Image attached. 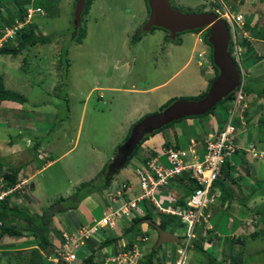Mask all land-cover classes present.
Returning a JSON list of instances; mask_svg holds the SVG:
<instances>
[{
  "label": "rangeland",
  "instance_id": "1",
  "mask_svg": "<svg viewBox=\"0 0 264 264\" xmlns=\"http://www.w3.org/2000/svg\"><path fill=\"white\" fill-rule=\"evenodd\" d=\"M12 2V0H0V14L6 15L5 13L8 12L10 15L14 10ZM36 2L40 3L46 16L36 15L32 19L34 32L37 35H53L52 41L45 45L37 44L16 56L0 55V75L5 77L7 88L16 87L18 92L28 99L29 103L26 104L28 112L24 114L26 119L31 121L32 127L36 128L38 136L39 132L45 133L46 136L39 139L46 141L53 132H56L52 135L51 142H55L58 148L54 150V154L47 157V161L57 160L40 171L47 161L36 158L35 162L39 166L36 167V172L33 170L31 183L34 187L29 188L35 197L44 201L45 207L41 209L37 206L31 207L22 198L14 201L13 197L11 200L13 202L11 205L18 204L22 209L30 211L32 216L40 214L59 198L78 197L77 190L82 183L93 181L94 186L101 184L97 165L100 157L110 152V145L113 144V141L109 142L110 140L120 138L119 145L123 143L122 129L125 131L126 127L120 129L119 126H125L127 123L134 125L141 117L158 113L178 99L196 97L206 89H203L199 78L203 68L198 66L199 60L194 55L200 51L195 47V39L201 34L206 35V32H184L178 36V41L164 44L163 34L168 41L165 31L160 29L147 33L142 31L149 15L145 10L144 0H94L89 13L81 17L80 26L86 29V36L81 43L73 41L77 36L76 32L73 37L74 31H72L75 0H35ZM169 2L183 13L213 12V9L221 4L229 13L239 12L250 24H259L258 27L248 29V36L251 39L248 43L251 42L255 48L252 46L253 52H247L245 46L241 45L243 53L239 64L243 73L241 78L246 99L248 97L254 100L262 99L264 102V93L257 97L259 91L264 90L262 46L264 45V0H169ZM237 37L240 42L243 41L240 30L237 31ZM138 38H140L139 42L132 43ZM208 54L212 55V52L208 51ZM223 101L218 103L209 114L198 117L200 129L204 132L202 135L193 124L189 123L192 122L191 120L187 121L186 125L184 121L186 118L174 122L161 131H155L153 135H158L159 132L163 135L168 132L173 138H169L167 142L176 139L179 148H185V143L193 137L204 147L206 129L214 131L227 121L231 103ZM258 102L260 104L257 109H260L263 102L257 100L256 103ZM252 104H254L253 100ZM262 109L264 110V105ZM11 115L9 117L12 119L10 121L12 125L15 114ZM64 132L66 139L55 140ZM153 135H147L139 143L134 156L144 148L152 146L150 139ZM21 144L25 146L24 141ZM255 146L264 150V132L255 141ZM94 147L96 149L91 150ZM112 155L114 156V151L108 156ZM109 163L107 162V166ZM32 164L34 166V163ZM119 173L124 175L123 178L135 183L134 173L128 163ZM190 183L188 179L177 180L174 187L183 191ZM214 185H217V181ZM259 185L264 186V183ZM110 186L116 189V186L111 184L108 189L89 190L87 187L85 193L91 192L92 200L94 203L97 202V205L88 201L91 210L85 213L82 203H86L87 196L81 201H76L74 197L75 207L70 212L75 215L77 213L76 219H81L84 225L92 217L100 220L105 209L102 197L110 199L112 195L109 193H115V190H110ZM235 187L238 190L237 184ZM165 190L163 191L166 192ZM259 191H263L262 195L257 194L253 197L248 207V210H253V214L246 216L249 219L251 216L256 217L248 221L250 225L255 222L258 224L253 225L254 230L249 229L247 233H243L246 234V242L240 249L243 251L241 260L239 259L240 263H245L248 258V261L254 259L252 264H264V237L260 238L261 235L249 237V234L264 231V197H262L264 189ZM57 205L60 206L59 210L67 207L65 202ZM142 206L149 211L152 210V207L145 202ZM67 212L69 211L59 213L68 226H73L75 216L69 219L65 215ZM161 215L157 214L156 219L179 238V243L187 239L186 225L183 222L174 217ZM220 215L213 224L217 223ZM23 222L19 224L23 225ZM141 224L136 225L131 235L146 236L147 244L157 240L153 227L142 224L144 230L137 229ZM57 226L61 227L59 221L55 226L52 224L51 228ZM51 231V239L57 238L59 241L60 229ZM196 241L197 237L190 241L192 247L188 248L189 251L193 250ZM138 244L145 247L141 242ZM171 244L161 245L155 250L156 253L171 258L173 252ZM201 245L204 251L209 247L207 242ZM209 250L213 249L209 247L206 251ZM29 251L30 249H23L2 253L0 264H23L29 257ZM234 252L235 250L232 253ZM249 252L250 255L247 256ZM77 258L82 259V253L78 252Z\"/></svg>",
  "mask_w": 264,
  "mask_h": 264
},
{
  "label": "crops",
  "instance_id": "2",
  "mask_svg": "<svg viewBox=\"0 0 264 264\" xmlns=\"http://www.w3.org/2000/svg\"><path fill=\"white\" fill-rule=\"evenodd\" d=\"M254 25L256 24L254 23L253 26ZM256 26L258 27L259 24H257ZM162 38H163L164 44H169V41L165 40L166 37L164 36V34L162 35ZM255 40H258V39L255 38ZM173 45H176V44H173ZM253 47L255 48L254 45ZM202 68H203V71L199 73V78L202 81L203 89H205L208 85V81H210L215 75V71L212 65L208 63V56H205L204 66ZM3 79L5 82L6 80L5 77H3ZM5 84L7 87L6 82ZM11 90L18 92V89L16 87L11 88ZM259 100L263 102L262 99H259ZM28 103H29L28 99L23 104H18V103L11 102V101H1L0 102V174L17 171V184H20L22 181H24V184L21 186L20 190H18L17 193L13 196L14 201L19 198H22L24 202L30 205L31 207L37 206V207H40L38 209H41L45 207L44 201L42 199H38L37 197H35L29 190L30 187H34V185L31 183V179L34 176L33 170L36 172L37 170L36 167H38L39 165L37 164V162H35L36 153L34 151V148L33 146H30L31 144L29 143L30 144L29 145L27 141H31L32 143H37L39 137H44L46 135L43 132H39L38 133L39 136H38L36 128L32 127L31 121L26 119L24 112L25 113L28 112V109L26 108V104ZM263 105H264V102H263ZM253 106L254 105L251 104L248 110V116L250 117V119H253L257 115H260V110H257V109L253 110L252 109ZM13 113L15 114V116L13 117L15 120H13L12 125H11L10 121L12 119L9 116H12L11 114ZM189 120H191L192 122H190ZM184 121L186 125L188 124L187 121H189L190 124H193V126L200 133V135L204 133L200 129L201 124L199 123L198 118H186ZM132 125L133 124L128 125L127 123L125 126H119L120 129L126 127L125 131L124 129H122L124 132V136H123L124 139L127 136L128 131ZM208 132H211V131L206 129V134ZM55 133L56 132H53L48 137V139H46V141H39L40 148H41L40 150L44 152L47 155V157H50V155L54 154V150L58 148L55 142L53 141L51 142V137ZM238 136H239L237 139L238 144L242 147H246L247 144L250 142H253V144H255V141L259 139L261 134L258 131V125H256L255 123H251L247 127L246 133H241ZM169 138H173V137H171V134H169L168 132L167 134H163V135L160 132L158 135L154 134L153 137L150 139V143L152 146L150 148H144L143 151L139 152L136 158L130 162V170L134 173L135 183L131 182L130 180L126 178H123L124 175L122 173H119L118 171L117 174L113 177V179L116 178V180L112 179L113 181L111 183V185L116 186V189L110 186V190H115V193L114 194L109 193V195H112V196L115 195L117 192H119L121 185L125 183H129L133 186L131 193L125 195L126 198L130 199L133 196L138 195L140 193V189L137 185L134 163L145 162L146 157L148 156L149 152L153 154L157 153L158 151L164 148L165 144H168L169 147L178 148V143L176 139L172 142H167ZM63 139H66L65 132L63 133V135H61V137H57L55 140L62 141ZM23 141L25 142L24 147L21 144V142ZM112 141H113V144L110 145L109 151L110 152L114 151V154H115L116 149L119 146L120 138H117L115 140H110L109 142L111 143ZM94 149L96 148L95 147L91 148V150H94ZM203 150H204L203 146L199 144L198 146L199 153L202 154ZM110 152L100 157L99 164L97 165V170H98L97 174H99L101 170L107 165V162H110L111 158H113V155L108 156ZM56 160L57 159L47 161L46 165H44L40 169V171H43L44 169L49 167ZM229 160H230V164L232 165L231 176L232 177L237 176V178H232V179H234L235 181L237 180V186H238V190L236 189L235 185L230 186L229 192L231 191L230 194L234 198L237 197L239 199L236 198L235 200H232L229 205H227L222 202L221 196H220L219 198L216 199L214 204L210 205V206H213V208H210L209 206L207 211L212 216L211 219H213L211 222L212 229L207 232V230L204 227L202 226L198 227L195 233V237H197V241L193 245V250H190L188 253L187 264H211L212 260H214L213 264H247V263L252 264L254 262V259H249L248 261V258H246L245 263L244 262L240 263L241 261L238 262L237 261L238 259L236 260L235 258L236 256L240 254L238 252L242 250H240L241 248L238 244H231L230 240L240 238L238 236L244 235L243 233L244 232L247 233L249 229L252 230L251 228L247 227V222L249 221V218L246 216L251 215L252 213L251 211L248 210V207H249L250 202L253 201L252 200L253 197L257 196V194L262 195L263 191L260 192L259 190L264 189V186L259 185V184L264 183V161H263L264 159L253 160L243 149H241L240 151H237V153H235L233 156H231ZM32 163H34V166ZM123 179H126V180H123ZM184 179L189 180V178H186V177L177 178L175 180H172L169 184L170 187L168 186L169 188L167 187L168 189L165 190L166 193H169L173 199H176V201H179V200L184 201V199L191 193L190 188L193 186L192 182L183 191L177 190L176 187H174V183L177 180L182 181ZM254 186L256 187V189L253 188ZM245 187L246 189H244ZM252 188H253V191H251ZM214 189L219 190L218 188H214ZM13 197L10 198V201L13 199ZM86 199H87L86 203L84 202L82 203L83 211L85 213L91 210L90 209L91 204L88 203V201H90L93 205H97V202L94 203V201L92 200L93 198L91 197V195L87 196ZM243 199H248V200H247L246 205L241 206V204H239L240 203L239 200H243ZM102 201H103L105 208L111 204L108 197L107 198L102 197ZM11 203L13 202L11 201ZM236 203L239 205H237ZM15 205H18V204H15ZM111 205L117 206V204H111ZM26 208L32 209L28 207ZM241 209L246 210V211H240ZM67 211L69 212H67L65 215H67L69 219L75 216L74 221H73V224H74L73 226H68L64 222L62 218L63 216L61 215V213L56 214L55 217H53L52 219V224L54 226L59 221V224L61 227H58V226L54 227L52 231H55L56 229H60L61 238L64 232L77 233L78 229H80L83 226H88L94 220H96L95 218L92 217L88 221V223L84 225L81 219H78V220L76 219L77 213L75 215L74 213L70 212V210H67ZM103 212H102V216H103ZM149 212H152V217L154 216L153 219L156 220L157 215L155 214L153 209ZM219 214H221L220 218H218V221L216 224H213V221L217 219ZM144 220L141 223L146 225L147 223H145ZM20 222L21 221L18 219L12 220L13 224L20 225V227H22V225L19 224ZM130 223L131 222H127V221L119 222L117 231H112V230L109 231L106 229L105 235L108 236L110 233H112L114 237L118 238L117 243H112L110 245L102 246L101 244L105 241V237L102 233H101L102 238L103 237L104 238L102 239V243L100 245H97L92 240H89L88 242H86V248L88 249L90 254L92 253L93 255L94 264H103L106 256L108 254L114 253L115 250L121 245L130 246V245H134L135 243L138 244L136 239L140 236L138 235L134 236L135 234L131 235L130 232L128 233L127 231L125 232V229L128 228ZM142 224L137 229L144 230ZM23 234L24 236L21 238H15V239L6 238L2 242V244L0 245V258H2V253L4 252L9 253V251L23 250V249L29 250L35 247V242L33 238L26 236L25 232H23ZM123 236L125 238H123ZM243 237H246V234ZM156 239H157V233H156ZM155 242L156 240H154L151 244H147V242L146 243L141 242L145 246L144 248L138 244L140 250L142 251V253H144V256L148 253V252L146 253L145 251H150L151 248H153V245L155 244ZM206 242L209 244L208 246L213 249L212 251L211 250L206 251L209 247L205 250L206 252L204 251V247L201 245V243H206ZM50 243L52 244V246L50 247L49 251L46 253H43V255L45 256L48 255L47 261L50 262L51 264H58V260L57 258L53 256V254L59 249L62 243V240L58 241L57 238H54V240L51 239ZM171 245L173 247V252H171V255H170L171 258L169 256L166 257L163 254L162 256L161 254L156 255L160 259V263L172 259L175 253V250L179 245L178 243L177 244L172 243ZM233 250L237 252L232 253ZM241 253H243V251ZM240 255L242 257V254ZM249 255H250V252L247 254V256ZM161 259H163V261ZM81 262H82V259H78L77 263L81 264Z\"/></svg>",
  "mask_w": 264,
  "mask_h": 264
},
{
  "label": "built area",
  "instance_id": "3",
  "mask_svg": "<svg viewBox=\"0 0 264 264\" xmlns=\"http://www.w3.org/2000/svg\"><path fill=\"white\" fill-rule=\"evenodd\" d=\"M213 11L218 16L229 23L232 30L245 25V18L241 13L231 14L227 9L218 4ZM35 15H44L40 7L29 6L25 11L23 21L16 20L10 26L1 30L0 47L10 39H14L22 28L31 22ZM199 43H203L201 38ZM235 56L238 58L239 49L235 45ZM204 52L198 53L202 57ZM245 96L243 94V82L237 87L232 100V107L228 112L227 122L216 133L207 134L203 144L202 154L198 151L199 142L190 139L185 148L168 147L157 153H150L143 163H134L137 185L140 193L132 198L125 197L131 193L132 185L122 184L119 192L113 195L109 201L111 204L105 208L100 220H94L88 226L81 227L77 233L64 232L62 234L63 243L56 251L57 260L64 264H78L77 254L82 253L83 258L89 256L90 252L86 248V242L94 241L97 245L102 243L103 229L117 231L119 222H131L135 218H143L146 214L143 202L150 204L155 214H162L179 219L186 225L187 239L179 243L171 260L160 264H187L188 247H192L191 240L195 238L196 230L199 226L206 230H211V215L208 213L210 205L214 204L219 196V192L212 188V184L221 175V169L225 160L233 156L238 149L237 135L245 132L247 128V118L244 115ZM264 114V111H263ZM258 117L252 119L257 121ZM245 151L253 158H260L263 152L257 150L249 144ZM40 160H46L47 155L41 150L37 151ZM180 176H188L194 183L193 191L184 199L182 205H175L169 193L164 192L170 182ZM3 181L0 177V186ZM20 184H24L22 181ZM20 188L0 189V200ZM103 234V233H102ZM147 237H138L137 242H146ZM144 253L135 243L130 247L121 245L114 253L108 254L103 264H141Z\"/></svg>",
  "mask_w": 264,
  "mask_h": 264
},
{
  "label": "trees",
  "instance_id": "4",
  "mask_svg": "<svg viewBox=\"0 0 264 264\" xmlns=\"http://www.w3.org/2000/svg\"><path fill=\"white\" fill-rule=\"evenodd\" d=\"M12 1H13L12 4L14 7V10H12L11 14L9 15L8 12H6V13L3 12L6 15H3L2 13L0 14V32L4 27L10 26L16 20L23 21L24 17H25L24 16L25 9L31 3L30 0H12ZM93 1L94 0H86L85 8H84V11H83L81 16L89 13V10H90V7H91V4ZM144 2H145L147 13L149 14V8L147 6V0H144ZM32 4L34 7H42L40 5V3H38V2L35 3V0H33ZM173 8H176V7L173 6ZM244 28L248 31V25L244 26ZM34 29H35L34 25H32V24L26 25L21 31H19L17 33V35L14 39H10V40H8L2 44V46L0 47V55L16 56V55L22 53V51L28 50L29 48H31L37 44L45 45V44H49L52 41L53 35H37L34 32ZM156 29H159V28H152L150 30V32L153 30H156ZM160 30H162V29H160ZM198 31H200V30H193L191 32H198ZM0 36H1V33H0ZM85 36H86V29L81 28V26H79V29L77 31V36L75 38H73V41H75L77 43H81L82 39ZM207 36H208V31H206V35L204 37V41L206 43H207ZM167 39L169 41H171L169 36ZM139 40H140V38H138V40H133L132 43L136 44ZM176 41H178V39ZM242 45L245 46V50L247 52H253V47H252L253 45L251 43L249 44V43H247V41L243 40ZM208 46L210 48V52H212L211 46L209 44H208ZM263 48H264V45H263ZM229 53L230 54L232 53L231 45L229 47ZM210 59H211V56H210ZM211 63H212V60H211ZM210 65H212V67L214 68L215 76L213 79H211L209 81V85L218 75L217 68L214 67L213 63ZM205 93H206V91L204 93H200L196 97H189V98H184V99L197 100V99L204 97ZM263 93H264V90H260L257 97L261 96V94H263ZM232 97H233V93L230 94L224 100L230 101V99H232ZM1 101H11V102H15L18 104H23L27 101V99L21 93L7 88L6 84L4 82L3 76L0 75V102ZM225 101H223V102H225ZM211 111H209L207 114H209ZM207 114H205V115H207ZM173 123H170V124L162 127L158 131L165 129L166 127L172 125ZM131 128L129 129L128 134L125 137L124 141L128 138ZM259 131L261 133L264 132V116L260 119ZM39 141H41V140L38 139L37 143H33V148H34V151L36 153L35 154L36 158H38L37 157V151L41 149ZM165 145H166V147L168 146V144H165ZM138 148H139V145L136 147L135 151L129 157L127 163L129 162L130 159L135 157L134 155L136 154L135 152L138 150ZM231 168H232V165L230 164V160L226 159L224 162V165L222 167V171H221L222 176L216 180L217 185H214V183H213V186H212V188H218L219 189L221 200L224 204H227V205H229L232 200H235V198H233V196L230 194L231 191L229 192V188H230V186L237 184V182L234 179H232V178H237V176H235V177L231 176ZM106 170H107V165L98 174L99 180L101 183L99 186H94L93 181L82 183V184H80L79 189L77 190V192L79 193L78 197L73 196L72 198H66V199L59 198V200H57L55 203H52L49 207L43 209L40 214L35 215V216H32V214L29 211H27L26 209H22L18 205H11L10 198L13 197L17 192L13 193V195L5 196L2 200H0V245L2 244V242L6 238L7 239H15V238L23 237L24 236L23 232H25L26 236L33 238V240L35 242V247L30 249L29 257L25 260V262H23V264H51L50 262L47 261L48 255L45 256V255H43V253L48 252L50 247L52 246V244L50 243L51 242L50 230H53L51 228L53 217L55 216L56 213H59L61 211H65V210L73 209L75 207L74 203L76 201H81L84 199L85 196H89L91 194V192L88 191L89 194L85 193V192H87L86 191L87 187L89 190L92 188L94 190L107 188L111 184V181H109L107 183L104 182ZM0 177L3 181V184L0 186L1 190H5L6 188L13 187L17 184V171H13L10 173H1ZM194 187H195V185L193 184V186L191 187L192 190ZM253 188L256 189L255 186ZM253 188L251 189V191H253ZM94 190H91V191H94ZM75 194H76V192H75ZM74 197L76 198V201H74ZM247 200L248 199L239 200V202H240L239 204H241V206L246 205ZM61 202L67 203V207H62L61 210H59L58 207H60V206H58L57 204H60ZM182 204H183V201H181V200H179L175 203V205H182ZM148 205H150V204H148ZM249 211H251L252 212L251 214H253V210L250 209ZM161 216H163V215H161ZM251 217L256 218L254 216H251ZM14 219L24 221L22 227H20V225L13 224L12 220H14ZM144 219H150L152 221V223H154L155 225L160 226L162 229H164L166 231L172 232V231L166 229L165 226L161 225L159 220H157V219L154 220L152 218V212H149V210H147V209H146V214L144 215V217L133 219L131 221L130 225L128 226V228L125 229V232L127 231V233L128 232L131 233L135 229L136 225L138 223H141ZM148 225L152 226L153 229L155 230V228L152 224H148ZM107 230L110 231V229H107ZM105 231H106V229H103V231H102V233L105 237V241L101 244L102 246L110 245L112 243L118 242V238L114 237V235L112 233H110L108 236L105 235ZM208 231H210V230H207V232ZM260 235H261V237H264V231L263 230L260 232H254L253 234L249 235V237L254 238V237H257ZM134 236H137V234H135ZM60 240H62V243H63V238H61ZM230 242H231V244H238L241 248L242 246L245 245L246 240H245V237H242V238L231 239ZM130 246H126V247H130ZM155 250L156 249L154 247L151 248V250L148 252V254H146L144 256L141 264H160V259L156 256L157 253ZM240 252H242V251H240ZM4 253H8V252H4ZM53 256L55 258H58L57 252H55L53 254ZM235 259L236 260L238 259L237 261L240 262L241 255L239 254ZM213 263H214V260H212L211 264H213ZM58 264H64V263L59 260ZM81 264H94L92 253L89 256L82 259Z\"/></svg>",
  "mask_w": 264,
  "mask_h": 264
},
{
  "label": "water",
  "instance_id": "5",
  "mask_svg": "<svg viewBox=\"0 0 264 264\" xmlns=\"http://www.w3.org/2000/svg\"><path fill=\"white\" fill-rule=\"evenodd\" d=\"M86 0H76L73 11V36L80 26L81 15ZM149 16L142 27L147 33L152 28L167 31L171 40H176L177 34L208 27L207 42L212 48V62L218 70L204 97L191 99H178L164 110L143 117L131 128L128 138L118 146L116 152L107 166L104 182H109L113 176L123 168L128 158L135 151L145 136L151 135L162 127L187 117L203 116L212 110L218 103L231 94L240 84V74L237 65L228 51L230 32L226 23L218 19L212 12L183 13L173 8L169 0H147ZM145 223L152 224L157 233L155 249L168 243H178L179 238L160 226L145 219Z\"/></svg>",
  "mask_w": 264,
  "mask_h": 264
},
{
  "label": "clouds",
  "instance_id": "6",
  "mask_svg": "<svg viewBox=\"0 0 264 264\" xmlns=\"http://www.w3.org/2000/svg\"><path fill=\"white\" fill-rule=\"evenodd\" d=\"M31 1V3L26 7V9L29 7V6H31V7H34L33 6V4H32V2H33V0H30ZM40 8H42V7H40ZM26 9H25V11H26ZM43 9V8H42ZM176 9V8H175ZM74 11V10H73ZM209 12H212V11H209ZM189 13V12H188ZM212 13H214L216 16H217V18L218 19H222V18H220L219 16H218V14H216L214 11L212 12ZM237 13H239V12H237ZM236 13V14H237ZM44 15L46 16V13H44ZM44 15H39V16H44ZM24 16H25V14H24ZM36 16V15H35ZM34 16V17H35ZM149 16V15H148ZM33 17V18H34ZM82 17V16H81ZM32 18V19H33ZM225 23H226V25H227V28L229 29V32H230V41H229V46H228V51H229V47H230V45H231V48H232V53L230 54L231 55V57H232V59H233V62L237 65V68H238V71H239V74H240V77H241V75L243 76V73H242V69H241V65L239 64V59H240V57H241V55H242V53H243V50H242V42H240L239 41V39H238V37H237V31L238 30H240L241 31V35H242V39L243 40H245V41H247V43H248V41H250L251 39H250V37L248 36V31L244 28V26H246V25H248V29H252L253 27H255L256 25H254L253 26V24H250L248 21H245V25L243 26V27H236L235 28V30L233 31L232 30V28H231V26L229 25V23L227 22V21H225L224 19H222ZM32 23V20H31V22L30 23H28V24H26V25H30ZM80 23H81V21H80ZM25 25V26H26ZM24 26V27H25ZM23 27V28H24ZM22 28V29H23ZM154 28H156V27H154ZM160 29V28H159ZM163 30V29H162ZM196 30H200V31H202V33L203 32H206V31H208V27H206V28H202V29H196ZM165 31V30H164ZM200 31H198V32H200ZM150 32V31H149ZM167 32V31H166ZM188 32H191V31H188ZM198 32H196V33H198ZM168 33V32H167ZM166 33V35L167 36H169V38H170V35H169V33L167 34ZM184 33V32H183ZM181 34V33H180ZM180 34H177V38H178V35H180ZM204 35H205V33L202 35L201 34V36L199 37V38H201L202 40H203V43H199L198 42V39L199 38H196V40H195V47H197L198 49H200V51L198 52V53H200V52H204V54H203V56L202 57H199L198 56V53H196V54H194V55H196V57L198 58V64H199V66L200 67H203L204 66V58H205V56H208V63L209 64H212L211 63V60H212V55L210 54H208L207 53V51H210V48H209V46H208V44L204 41ZM177 38H176V40H177ZM171 39V38H170ZM176 40H174V41H176ZM169 41V40H168ZM171 41H173V40H171ZM139 42V41H138ZM170 42V41H169ZM172 43H174V42H172ZM181 43V42H180ZM251 43V42H250ZM174 44H176V43H174ZM237 46L238 47V49L240 50L239 51V56H238V58L235 56V54H234V52H235V47L234 46ZM242 45V46H241ZM210 56H211V59H210ZM214 69V68H213ZM215 76V75H214ZM214 78V77H213ZM212 78V79H213ZM217 78V77H216ZM215 78V79H216ZM214 79V80H215ZM241 82H243V79L242 78H240V84H241ZM211 84V83H210ZM239 84V85H240ZM238 85V86H239ZM209 81H208V85H207V87L209 88ZM237 86V87H238ZM206 87V89H205V91L207 92V90H208V88ZM237 87L235 88V90L232 92L233 93V97H234V94H235V92H236V90H237ZM243 87H244V84H243ZM204 91V92H205ZM202 93V92H201ZM231 93V94H232ZM206 94V93H205ZM230 95V94H229ZM228 95V96H229ZM205 96V95H204ZM227 96V97H228ZM245 96V95H244ZM226 97V98H227ZM233 97H232V99H230V105H231V107H232V100H233ZM252 100L254 101V104H252ZM257 100H259V99H257ZM256 99L254 100V99H251L250 97H248L247 99H246V96H245V101H244V104L246 105V107H245V112H244V115L246 116V118H247V127L251 124V123H255L256 125H258V131H259V127H260V119L264 116V114H263V109H262V107H263V105H262V107L260 108V109H257V106L260 104V102H258V103H256V101H257ZM262 103V102H261ZM251 104L252 105H254L253 106V110L254 109H257V110H260V115H258V116H256V117H258V120L257 121H253L252 122V119H250V117L248 116V110H249V108H250V106H251ZM263 104V103H262ZM231 107L230 108H228L229 110L231 109ZM229 110H228V112H229ZM211 111V110H210ZM207 114V113H206ZM145 117V116H144ZM200 117V116H199ZM143 117H141V119H142ZM187 118H194V117H187ZM196 118V117H195ZM198 118V117H197ZM228 118V117H227ZM140 119V120H141ZM250 119V120H249ZM140 120H138V121H140ZM227 122V121H226ZM226 122H224V124L226 123ZM224 124H223V126H224ZM222 126V127H223ZM132 127V126H131ZM222 127H219V128H216V130H214V131H211V132H208L207 134H213V133H216L219 129H221ZM246 130H247V128H246ZM131 131V130H130ZM155 132V131H154ZM153 132V133H154ZM152 133V134H153ZM241 133H246V131L245 132H240L239 134H241ZM259 133L262 135L263 133H261L260 131H259ZM130 134V133H129ZM151 134V135H152ZM207 134H206V136H207ZM238 134V135H239ZM237 135V139H238V136ZM146 137V136H145ZM206 138V137H205ZM190 139H195V138H190ZM189 139V140H190ZM189 140L187 141V143L189 142ZM197 142H199L197 139H195ZM31 141H28V144L30 143ZM124 142V141H123ZM187 143H186V145H187ZM199 144H200V142H199ZM237 144H238V141H237ZM249 144H251L256 150H257V152H263V155H262V157H260V158H253L252 156H251V154L250 153H248V152H246L245 151V148H247V146L249 145ZM30 145V144H29ZM121 145V144H120ZM30 146H33V143H31V145ZM247 146L246 147H242V146H240L239 144H238V149L236 150V152L235 153H237V151H240L241 149H243L253 160H262V159H264V150H262V149H259L258 147H256L255 146V144H253V142H250V143H248L247 144ZM169 146H167L166 147V145L164 146V148H168ZM118 148V147H117ZM174 148H177V147H174ZM179 148V147H178ZM136 158V156L135 157H133L132 159H130L129 160V162H128V164L130 165V162L133 160V159H135ZM129 159V158H128ZM228 160L230 159V157L229 158H227ZM45 161H47V159L45 160ZM128 161V160H127ZM127 163V162H126ZM126 165V164H125ZM124 165V166H125ZM224 165V164H223ZM123 166V167H124ZM223 167V166H222ZM120 171V170H119ZM221 171H222V169H221ZM117 174V173H116ZM115 174V175H116ZM114 175V176H115ZM113 176V177H114ZM222 176V174L219 176V177H221ZM183 177H186V178H189L188 176H180V177H177V178H183ZM218 177V178H219ZM176 178V179H177ZM113 179V178H112ZM112 179L110 180L111 182H112ZM190 180V179H189ZM21 181V180H20ZM20 181H19V183H20ZM190 182H192L191 180H190ZM249 183V182H248ZM192 184H194L193 182H192ZM16 185H18V184H16ZM15 185V186H16ZM20 185V188H21V186L23 185V184H19ZM15 186H13V187H8V188H6V189H9V188H14ZM212 186H213V184H212ZM20 188H18L16 191H14V192H12V193H10V194H7V195H13V193H15V192H17L18 190H20ZM5 189V190H6ZM194 189V188H193ZM214 189V188H213ZM5 190H3V191H5ZM193 190L191 189V192H192ZM218 192H219V190H218ZM6 195V196H7ZM220 197V192H219V196H218V198ZM30 212V211H29ZM250 219H256V218H250ZM250 219H249V221H250ZM258 224V222H255V224H253L254 226H256ZM253 225H250L248 222H247V227H249V228H251L252 230H254V226ZM172 233V232H171ZM174 234V233H173ZM250 235V234H249ZM260 238H262V237H260ZM180 242V241H179ZM179 242H178V244H179Z\"/></svg>",
  "mask_w": 264,
  "mask_h": 264
},
{
  "label": "flooded vegetation",
  "instance_id": "7",
  "mask_svg": "<svg viewBox=\"0 0 264 264\" xmlns=\"http://www.w3.org/2000/svg\"><path fill=\"white\" fill-rule=\"evenodd\" d=\"M75 2H76V0H75ZM145 10H146V9H145ZM143 25H144V24H143ZM72 28H73V23H72ZM78 29H79V28H78ZM78 29H77V30H78ZM72 31H74V29H72ZM140 119H141V118H140Z\"/></svg>",
  "mask_w": 264,
  "mask_h": 264
}]
</instances>
